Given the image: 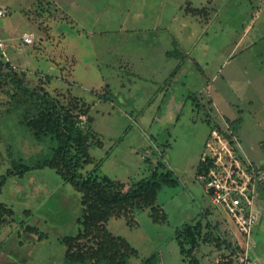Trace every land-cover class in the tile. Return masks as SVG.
I'll return each mask as SVG.
<instances>
[{"label":"rangeland","instance_id":"obj_1","mask_svg":"<svg viewBox=\"0 0 264 264\" xmlns=\"http://www.w3.org/2000/svg\"><path fill=\"white\" fill-rule=\"evenodd\" d=\"M2 3L12 10L0 18V178L7 174L0 192L4 209L0 264H91L65 259L63 237L78 233L82 226L83 192L66 182L56 167L35 166L24 174H8L15 160L30 164L53 153L56 141L50 136L37 138L28 126L29 118L40 116L46 100L61 112L69 111L82 125L93 118L92 161L82 163V174L96 169L95 177L108 175L120 183L115 187L121 190L122 185L127 192L136 190L143 179H153L155 172L176 179L163 184L156 199L146 196L152 202L147 207H129L126 216L108 218L107 226L139 252L128 257L127 264H140L153 255H158L153 264H190L182 257L176 232L184 223L194 218L196 222L203 207L210 208L214 217L208 218L221 224L232 244L233 229L225 224L234 223L213 202L197 167L209 134H220L211 116L220 115L210 100L213 92L230 108L219 107L222 114L242 118V143L235 151L264 168V37L247 47L255 33L264 32V1L228 0L207 18L181 10L173 21H159V14L153 20L154 13L137 17L136 0ZM9 26L17 32H6ZM247 28L249 35L237 47ZM26 32L34 34L33 42L25 40ZM149 32L156 34L154 44ZM168 32H175V39L181 33L185 37L204 32L190 51L193 59L184 60L183 53L167 57L166 49L176 47L168 46ZM136 56L148 64L136 65ZM196 56L204 61L205 76L198 73ZM170 71L174 74L168 82ZM153 79L159 81L155 87ZM231 119H223V130L233 132ZM158 206L166 213L164 221L154 218L151 208ZM257 209L252 235L260 244L264 186ZM219 244L228 246L202 241L196 252L200 264L214 261ZM84 247L92 248L87 241ZM6 248L16 253L8 257ZM116 251L111 245L108 255L114 262L119 257Z\"/></svg>","mask_w":264,"mask_h":264},{"label":"trees","instance_id":"obj_2","mask_svg":"<svg viewBox=\"0 0 264 264\" xmlns=\"http://www.w3.org/2000/svg\"><path fill=\"white\" fill-rule=\"evenodd\" d=\"M177 51V50H176ZM170 56L173 51H170ZM181 54V52H179ZM185 55V54H184ZM173 72L168 78L171 80ZM43 105V110L40 116L29 118L28 126L34 132L35 136L42 139L45 136H50L56 141L53 153L50 156H45L36 159L32 163H27L23 160H15L14 168L10 169L8 174H24L32 167L51 166L56 167L62 172V176L66 182H71L76 188L83 192L82 202L84 205V212L79 218L82 224L80 230L76 234L66 235L63 241L67 245L65 259L67 262H90L91 264H101L102 262L108 264H127L128 257L136 254L139 255L138 250L133 249L122 235L115 234L108 226L107 221L111 216H126L129 207L139 206L147 207L152 204L148 202L149 196L156 199L163 184L175 183L176 179H169L170 173L155 172L153 179H143L136 190L122 191L114 186L120 183L108 175L95 177L97 170L95 169L91 174L84 175L79 170L83 162H91L92 155L89 151L92 137V121L82 125L78 120H75L69 111L61 112L55 103L46 100ZM242 118L231 121L233 126V133L237 134ZM216 128L223 132L220 125L216 124ZM228 137V132H224ZM209 137V136H208ZM206 143V142H205ZM206 144L204 145V147ZM245 160L243 156H239ZM246 161V160H245ZM84 164V163H83ZM100 164V162L98 163ZM98 167V166H97ZM208 166L203 161L199 162L197 167V174L206 173ZM6 175L0 178V192L2 186L6 181ZM131 198V200L129 199ZM142 199V200H140ZM155 201V200H154ZM154 212V218L157 221L166 220V213L161 206L151 208ZM211 211L206 209L205 212H200L199 219L194 222L184 223V225L176 232L180 251L184 260L189 261L190 264H200V259L196 252L202 241L209 242L216 241L226 242L224 237L219 233L218 223H214L209 217ZM128 214V212H127ZM4 209L0 203V227L3 218ZM207 218V219H206ZM131 217H129L130 221ZM163 219V220H162ZM134 221V219H133ZM133 223V222H129ZM34 229V228H30ZM95 229L92 236L88 238L91 230ZM88 239V240H86ZM92 239V240H91ZM88 242L91 249H85L84 244ZM228 242L227 247H231V242ZM111 245L117 249L115 256H119L116 262L112 261L108 252L111 250ZM222 244H219L221 248ZM218 248V249H219ZM15 249L6 248L7 255L16 253ZM1 252V249H0ZM120 258V259H119ZM23 261V259H21ZM94 261V263H92ZM158 262V255L147 257L143 259L140 264H153ZM15 263V262H14ZM236 261L231 256H227L220 262L213 261L211 264H235ZM18 264V263H15Z\"/></svg>","mask_w":264,"mask_h":264},{"label":"built area","instance_id":"obj_3","mask_svg":"<svg viewBox=\"0 0 264 264\" xmlns=\"http://www.w3.org/2000/svg\"><path fill=\"white\" fill-rule=\"evenodd\" d=\"M7 12L8 8L1 6L0 18ZM23 37L26 41L33 38L27 33ZM219 132L209 134L206 140L201 156L208 169L199 178L204 180L213 202L227 212L242 238L239 237L238 242L226 251H217L214 261L220 262L231 256L239 264H260L250 256L249 245L258 221V187L264 181V170L239 157L235 151V148L239 149V143L233 132L226 131L230 137L224 134L225 130ZM210 188L213 190L209 191Z\"/></svg>","mask_w":264,"mask_h":264},{"label":"crops","instance_id":"obj_4","mask_svg":"<svg viewBox=\"0 0 264 264\" xmlns=\"http://www.w3.org/2000/svg\"><path fill=\"white\" fill-rule=\"evenodd\" d=\"M12 1V0H11ZM264 1V0H263ZM228 2V0H136V15L137 17H141L142 15H146V14H149V13H154L155 14V18H153V20H156L158 18V14L160 15V17L158 18L159 21H163V20H170V21H173L174 19H176L180 13L181 10H188L190 11V13H196V14H204V17L207 18V16L209 14H214V12H216V10L219 9L220 6L222 5H226ZM75 3V2H74ZM10 4H7V3H2L0 5L1 6H6L8 8V12L5 16H7L12 9H9L10 6H8ZM4 16V17H5ZM163 16V17H162ZM2 17V18H4ZM1 18V19H2ZM16 26V25H15ZM15 26H9V28L6 29V32H17L16 29H15ZM1 27V26H0ZM250 28H247L245 29L244 33L240 36L239 40H238V44H237V47L239 45V43L241 41H243L248 35H249V30ZM202 31H204V29L202 28ZM27 34H31L30 32H26ZM170 34V44H169V40H168V46L170 45H173V46H176L174 49L172 47H170L169 49H166L165 53L168 54V53H171L170 51L173 50V53L172 54H179V52L183 53V55L185 56V59L186 58H191L193 59L189 54H190V51L192 50V48H196V46L199 45V41L203 40V34L204 32H190V36H185L183 37V33H181L180 36L178 34L177 38L178 39H175L174 36H175V32H168ZM255 37L254 39H252L251 41H249L247 43V47H251V45H253L254 42H256L257 38H262L264 37V32H257L255 33ZM31 36L34 38V34L32 33ZM136 36H139L136 35ZM193 36L194 37H197L198 38V41H195L196 39H193ZM245 36V37H244ZM149 40L152 41V44H154L152 38H155L156 37V34L155 32H149ZM202 37V38H201ZM242 37H244V39L242 40ZM33 38H32V42H33ZM199 38H201L199 40ZM204 47H205V42H202ZM151 44V45H152ZM207 45L209 46L210 43H207ZM154 46V45H152ZM165 48H167V44L164 46V48L162 49V51L164 52ZM172 49V50H171ZM177 50V51H176ZM170 56V54L167 55V57ZM174 62H172L173 64ZM196 63H197V67H198V73H203L204 75V61L197 57L196 56ZM144 64H148L147 62H145L144 60V57L142 56H136V65L138 66H144ZM150 65V64H149ZM173 71V70H172ZM169 73V76L171 74V72ZM178 75V72L176 73L175 77ZM169 76H167L165 79L169 78ZM205 76V75H204ZM174 77V78H175ZM215 77H217V74L213 75L212 78L213 80L212 81H209V84H211V82H215ZM209 78V77H208ZM211 80V79H209ZM168 81V80H167ZM153 83V87L157 86L159 84V81L157 79H153L152 80ZM168 82H171L168 81ZM161 87V86H160ZM210 89L212 88V84H211V87H209ZM154 90V88H153ZM210 100L211 102L213 103V105L217 108L218 111H220V115H218L217 117L211 115L212 117H214V120L215 122H213V124H218L220 125L221 127L223 126V124H225V122L223 121V119H231L229 118L226 114H222L221 113V110L219 109V107L222 108L223 111H226V110H229V106L226 104V102L222 103L217 95V97L215 98V95H213V92L211 93L210 95ZM229 102V101H228ZM231 102H229L230 104ZM218 119V120H217ZM232 121V119L230 120ZM242 122V121H241ZM241 124V123H240ZM215 127V126H213ZM223 129V128H222ZM238 133L235 134L237 136V139H238V143H239V148L241 147V143H242V138L239 134V129L237 131ZM204 150V148H203ZM202 155V154H201ZM252 163L254 164V162L252 161ZM255 165V164H254ZM257 169H258V165H256ZM264 167V165H263ZM260 168L262 169V166H260ZM264 169V168H263ZM264 184V181L262 182V184L259 185V189H258V199L261 195V192H262V189H263V185ZM258 199H257V203H258ZM206 209H208V207H203L201 212H205ZM210 210V208H209ZM211 211V210H210ZM214 217V214L211 212L209 214V216ZM197 217H200V215H198ZM214 220V218H213ZM216 222V221H215ZM218 223V229H219V233L224 237V240H226L225 243L228 244L227 241L231 242L230 239H228V235L226 236L224 234V229L222 228L221 224L219 222H216ZM257 224V223H256ZM226 227H229L231 229H233V234L235 236L232 237V241L233 244H236L238 242V239L239 237L242 238L240 236V232L239 230L236 228L235 224H231L227 221V224H225ZM255 227V226H254ZM253 246H254V249H253ZM255 246H256V251L254 253V250H255ZM229 247H221L219 248V251L222 250L223 252L226 251ZM254 253V255L251 254ZM249 253H250V256L257 260L260 264H264V239L260 241V244H257V240L255 242V240H253V235H252V240L250 242V245H249ZM237 263V262H236ZM235 263V264H236ZM239 264V263H238Z\"/></svg>","mask_w":264,"mask_h":264},{"label":"water","instance_id":"obj_5","mask_svg":"<svg viewBox=\"0 0 264 264\" xmlns=\"http://www.w3.org/2000/svg\"><path fill=\"white\" fill-rule=\"evenodd\" d=\"M209 190H210V191H212L213 189H212V188H210Z\"/></svg>","mask_w":264,"mask_h":264},{"label":"clouds","instance_id":"obj_6","mask_svg":"<svg viewBox=\"0 0 264 264\" xmlns=\"http://www.w3.org/2000/svg\"><path fill=\"white\" fill-rule=\"evenodd\" d=\"M210 191V190H209Z\"/></svg>","mask_w":264,"mask_h":264}]
</instances>
